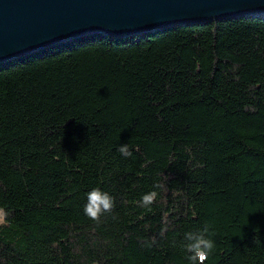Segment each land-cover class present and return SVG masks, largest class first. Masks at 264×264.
I'll use <instances>...</instances> for the list:
<instances>
[{"label":"trees","instance_id":"obj_1","mask_svg":"<svg viewBox=\"0 0 264 264\" xmlns=\"http://www.w3.org/2000/svg\"><path fill=\"white\" fill-rule=\"evenodd\" d=\"M94 188L115 200L99 223ZM0 212V264H189L205 225L203 264H264V17L1 64Z\"/></svg>","mask_w":264,"mask_h":264},{"label":"water","instance_id":"obj_2","mask_svg":"<svg viewBox=\"0 0 264 264\" xmlns=\"http://www.w3.org/2000/svg\"><path fill=\"white\" fill-rule=\"evenodd\" d=\"M247 17H264V0H0V65L90 35Z\"/></svg>","mask_w":264,"mask_h":264},{"label":"clouds","instance_id":"obj_3","mask_svg":"<svg viewBox=\"0 0 264 264\" xmlns=\"http://www.w3.org/2000/svg\"><path fill=\"white\" fill-rule=\"evenodd\" d=\"M118 151L123 156H131L127 144H121ZM157 196V192L152 191L145 194L141 201V207L151 205ZM115 207L114 198L107 192L94 188L87 194V203L84 206V213L90 219L100 222V217L107 212H111ZM213 233L209 232V227L205 225L202 229L186 232L184 234L185 243L183 245L186 252V259L189 264H203L214 250L215 244L211 239Z\"/></svg>","mask_w":264,"mask_h":264},{"label":"rangeland","instance_id":"obj_4","mask_svg":"<svg viewBox=\"0 0 264 264\" xmlns=\"http://www.w3.org/2000/svg\"><path fill=\"white\" fill-rule=\"evenodd\" d=\"M3 221V217H2V213L0 212V223H2Z\"/></svg>","mask_w":264,"mask_h":264}]
</instances>
